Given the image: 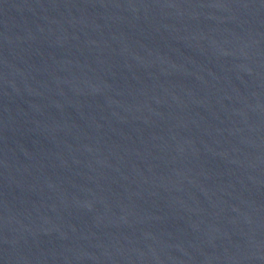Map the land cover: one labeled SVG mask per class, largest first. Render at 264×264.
I'll list each match as a JSON object with an SVG mask.
<instances>
[{
  "label": "water",
  "instance_id": "obj_1",
  "mask_svg": "<svg viewBox=\"0 0 264 264\" xmlns=\"http://www.w3.org/2000/svg\"><path fill=\"white\" fill-rule=\"evenodd\" d=\"M0 264H264V0H0Z\"/></svg>",
  "mask_w": 264,
  "mask_h": 264
}]
</instances>
